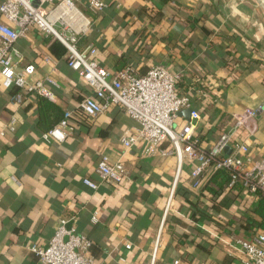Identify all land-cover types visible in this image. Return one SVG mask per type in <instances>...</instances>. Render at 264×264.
<instances>
[{
    "label": "crops",
    "instance_id": "0c3cea01",
    "mask_svg": "<svg viewBox=\"0 0 264 264\" xmlns=\"http://www.w3.org/2000/svg\"><path fill=\"white\" fill-rule=\"evenodd\" d=\"M75 2L90 20L79 49L94 46L101 66L142 75L164 65L179 74V93L191 96V108L201 113L200 147L210 148L231 130L236 114L264 104V0H112L99 12L86 0ZM0 20L10 24L1 13ZM15 47L17 69L32 63V82L52 76L58 85L45 83L54 99L32 91L15 102L19 89L0 83V264H36L30 246H47L63 218L66 228L92 239L98 264H244L230 242L263 230L258 195L241 184L228 188V177L212 168L195 186L196 160L148 154L144 141L127 148L122 136L138 122L120 105L95 116L75 112L64 141L45 140L92 88L70 67L65 46L38 26ZM188 110L180 111L176 128L190 120ZM257 122L252 135L238 128L222 155L263 156L264 112ZM170 146L165 139L159 149ZM103 155L124 162L121 183L100 178Z\"/></svg>",
    "mask_w": 264,
    "mask_h": 264
},
{
    "label": "built area",
    "instance_id": "2783aa9c",
    "mask_svg": "<svg viewBox=\"0 0 264 264\" xmlns=\"http://www.w3.org/2000/svg\"><path fill=\"white\" fill-rule=\"evenodd\" d=\"M86 1L91 10L99 12L107 8L112 0ZM0 13L10 22L0 20V83L5 88L15 86L19 89L13 96L15 102H22L23 93L32 91L49 99L55 98L53 91L45 84L58 85L52 76L32 82L30 77L36 71L34 64L16 68L13 55L18 50L15 42L33 26L52 34L65 46L70 67L92 88V94L85 96L76 110L65 111L59 123L44 133L45 140L64 141L67 138L65 129L71 127L70 118L75 112L95 116L113 104L120 105L138 122L134 133L122 136L127 148L144 141L148 154L160 151L165 155H176L180 162L185 157L196 160L197 164L192 170L195 186L200 184L204 172L212 168L230 173L228 188L242 184L249 192L264 195V155L254 161L250 157L222 155L226 144L234 141L238 128H246L250 135L257 131V119L264 112V104L247 107L236 114L231 130L222 133L210 148H202L195 134L198 120L201 119L197 109H192L189 121L176 128L180 111L192 105L191 96L178 91L179 74L164 65H155L142 75L130 67L112 72L101 66L96 59L97 49L94 46L79 49V35L87 30L90 20L78 8L75 0H4ZM199 92L206 96V92ZM165 139L170 140V148L159 149ZM235 145L238 150L249 152L246 143L235 141ZM97 172L102 181L112 184L121 183L127 176L124 162L112 161L107 155L100 158ZM84 182L94 189L99 185L90 178H85ZM173 195L174 188L171 198ZM65 223V218L61 219L47 246L35 243L30 246L37 256L36 264H98L90 253L92 239L77 233L75 228H66ZM230 245L243 253L244 264H264V230L251 237L235 235ZM156 252L157 248L154 250L155 257ZM174 264H180V261L175 260Z\"/></svg>",
    "mask_w": 264,
    "mask_h": 264
},
{
    "label": "trees",
    "instance_id": "16d2710c",
    "mask_svg": "<svg viewBox=\"0 0 264 264\" xmlns=\"http://www.w3.org/2000/svg\"><path fill=\"white\" fill-rule=\"evenodd\" d=\"M124 69V68H123ZM120 70V69H119ZM178 84H179V81H178ZM217 172H223L227 178V184L228 185V182H229V179H230V173L227 171V170H216ZM238 185V184H237ZM236 185V186H237ZM242 185V184H241ZM258 198H259V203H258V206L256 207V211L257 213L261 216L262 218V221H261V227L262 229L264 230V195L259 192L258 193Z\"/></svg>",
    "mask_w": 264,
    "mask_h": 264
},
{
    "label": "water",
    "instance_id": "95a60500",
    "mask_svg": "<svg viewBox=\"0 0 264 264\" xmlns=\"http://www.w3.org/2000/svg\"><path fill=\"white\" fill-rule=\"evenodd\" d=\"M190 113H191V111H192V108H189V110H188Z\"/></svg>",
    "mask_w": 264,
    "mask_h": 264
}]
</instances>
